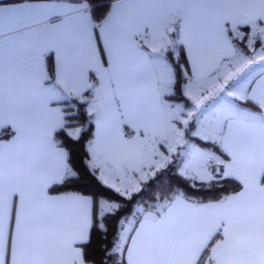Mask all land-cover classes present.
<instances>
[{"label": "snow or ice", "instance_id": "1", "mask_svg": "<svg viewBox=\"0 0 264 264\" xmlns=\"http://www.w3.org/2000/svg\"><path fill=\"white\" fill-rule=\"evenodd\" d=\"M0 264H264V0H0Z\"/></svg>", "mask_w": 264, "mask_h": 264}, {"label": "trees", "instance_id": "2", "mask_svg": "<svg viewBox=\"0 0 264 264\" xmlns=\"http://www.w3.org/2000/svg\"><path fill=\"white\" fill-rule=\"evenodd\" d=\"M11 2V0H8ZM7 1V2H8ZM257 47H259V42H257ZM250 51V50H249ZM187 107H191L190 102H185ZM195 124L192 122L190 124L189 129H187L185 137L189 139L191 142H194L195 144L200 143L197 137H193L189 135L190 132L194 131ZM182 156L180 155H174L173 156V162L168 166L167 169L162 170L163 174H165V181L163 184H157L153 185L152 181H149V185H152L146 192L142 191L139 194H134L132 200L125 201L124 198L119 197L114 192L106 190L109 197L113 200H116L117 202H121L124 204V208L122 209V212H124L127 215H131V213L137 208V207H145L146 204H155L157 201L154 199V197L160 196L162 193L168 191L169 189H176L181 188L188 192L189 195H191V191L186 188L185 182L179 177L178 172L179 168L181 167ZM119 217V214H118ZM116 219L114 218L112 220L113 227L115 226Z\"/></svg>", "mask_w": 264, "mask_h": 264}, {"label": "rangeland", "instance_id": "3", "mask_svg": "<svg viewBox=\"0 0 264 264\" xmlns=\"http://www.w3.org/2000/svg\"><path fill=\"white\" fill-rule=\"evenodd\" d=\"M259 71V68H257L256 69V71L253 73V75H255V73L256 72H258ZM193 121H190V123H189V125H188V129H189V127H190V124L192 123ZM195 122V121H194ZM186 138V137H185ZM187 139V138H186ZM188 141H189V143H192V144H195L194 142H191L189 139H187ZM178 151H180L179 149H178ZM183 158V157H182Z\"/></svg>", "mask_w": 264, "mask_h": 264}, {"label": "crops", "instance_id": "4", "mask_svg": "<svg viewBox=\"0 0 264 264\" xmlns=\"http://www.w3.org/2000/svg\"><path fill=\"white\" fill-rule=\"evenodd\" d=\"M7 1H8V0H6V2H7ZM8 2H9V1H8ZM258 72H259V71H258ZM258 72H256L255 75L258 74ZM193 123L195 124L194 121H193ZM195 130H196V128L194 129V131H195ZM162 150H163V149H162ZM182 160H183V158H182ZM181 166H182V165H181Z\"/></svg>", "mask_w": 264, "mask_h": 264}]
</instances>
